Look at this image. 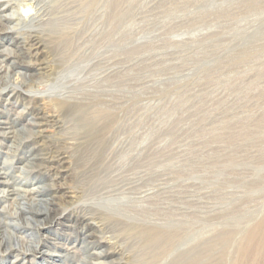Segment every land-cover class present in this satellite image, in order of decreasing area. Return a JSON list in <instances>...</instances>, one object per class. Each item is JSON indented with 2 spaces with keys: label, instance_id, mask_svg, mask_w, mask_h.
Returning a JSON list of instances; mask_svg holds the SVG:
<instances>
[{
  "label": "rangeland",
  "instance_id": "374dc122",
  "mask_svg": "<svg viewBox=\"0 0 264 264\" xmlns=\"http://www.w3.org/2000/svg\"><path fill=\"white\" fill-rule=\"evenodd\" d=\"M30 1L0 21V226L27 240L0 264H264V0L0 20Z\"/></svg>",
  "mask_w": 264,
  "mask_h": 264
},
{
  "label": "bare ground",
  "instance_id": "6f19581e",
  "mask_svg": "<svg viewBox=\"0 0 264 264\" xmlns=\"http://www.w3.org/2000/svg\"><path fill=\"white\" fill-rule=\"evenodd\" d=\"M33 2L34 1H30L29 3H25V5H24V12H19L18 10H13V13L12 14H8L6 17H2L1 18V22H3V20L4 19H11V18H13L14 16H17V21H16V24H14V28H16V27H19L22 23H26L27 21H30V20H32V18L34 19V17L36 16V14H37V10H35L36 8L34 7V4H33ZM7 3H9V2H7ZM8 7H5L4 9H7ZM4 24V23H3ZM11 29H13V28H11ZM31 48V47H30ZM11 71H10V68H9V66L8 67H4V66H1L0 65V74H5V75H11ZM1 76V75H0ZM7 78V77H6ZM22 78V77H21ZM24 79V78H23ZM12 80V79H11ZM18 80V78H16L15 79V81H17ZM21 80V79H20ZM19 80V81H20ZM20 84H21V82H20ZM33 87V86H32ZM33 89H34V87H33ZM32 89V90H33ZM36 90V89H35ZM34 90V91H35ZM37 91H35V92H33V93H35V94H37L36 93ZM39 94V93H38ZM64 97V96H63ZM8 133V132H7ZM5 134V133H4ZM11 134V133H10ZM0 188H1V186H0ZM41 189H43V188H41ZM28 190V189H27ZM36 191H38V189L37 188H33V189H31L30 190V192H36ZM12 192H13V190H12ZM27 192V191H26ZM28 193V195H29V192H27ZM0 195H2V196H9V191H7V190H3V189H0ZM27 195V194H26ZM33 200L31 199V202H32ZM26 202V201H25ZM28 202V201H27ZM22 205V209L20 210V211H24V212H28V206H27V204L26 203H23V204H21ZM20 206V205H19ZM15 207V206H14ZM11 208V207H10ZM1 209L2 210H4V209H6L7 210V208H6V206H3V207H1ZM34 213V212H33ZM35 214H43V211L42 210H39V211H36L35 212ZM14 216L15 217H20V215H19V212L18 211H14ZM38 219V218H37ZM35 220V219H34ZM38 223H40L39 221H37ZM37 223V224H38ZM13 225V224H12ZM12 226L9 224V223H5V224H3V226H0V228H3L4 230L1 232L0 231V235L2 236V242H4L5 243V245L7 246V249L6 250H11L13 247L14 248H18V249H23V247L26 245L25 244V242L27 241H24V238H22L21 236H19L18 235V231H17V229H18V225H13V230L12 231H10L9 232V230H10V228H11ZM28 236V235H27ZM26 236V237H27ZM4 243H2V244H4ZM63 247H66L65 245H62ZM35 248H38V246L37 247H35ZM72 248H70V247H67V248H65V250L66 251H70ZM26 251H30V250H26ZM32 252L34 251V250H31ZM58 251V250H57ZM30 253V252H29ZM100 254V253H99ZM22 254H18V255H16V253L14 254V256L12 257V258H14L13 259V261L11 262L12 264H15V261L21 256ZM96 255H98V254H96ZM100 255H102V253L100 254ZM99 255V256H100ZM92 257V256H91ZM25 258V257H24ZM11 263H8V262H5V263H3V264H11ZM96 264H101L99 261H98V263L96 262Z\"/></svg>",
  "mask_w": 264,
  "mask_h": 264
}]
</instances>
